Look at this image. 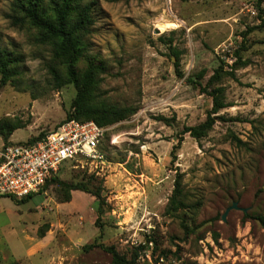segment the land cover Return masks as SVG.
<instances>
[{
  "label": "rangeland",
  "instance_id": "1",
  "mask_svg": "<svg viewBox=\"0 0 264 264\" xmlns=\"http://www.w3.org/2000/svg\"><path fill=\"white\" fill-rule=\"evenodd\" d=\"M84 1L97 11L75 71L102 66L94 104L123 118L104 126L103 160L65 162L53 177L83 180L88 191L87 179L97 182L96 242L128 259L136 252V264H264V0L262 14L256 0ZM20 2L0 0V47L18 60L0 83V123L20 127L14 143L65 120L76 94ZM216 87L226 106L211 129L199 139L183 133L205 120ZM176 172L186 207L168 216ZM63 196L50 182L30 199L0 197V264H112L103 249L84 248L99 235L96 199Z\"/></svg>",
  "mask_w": 264,
  "mask_h": 264
},
{
  "label": "trees",
  "instance_id": "2",
  "mask_svg": "<svg viewBox=\"0 0 264 264\" xmlns=\"http://www.w3.org/2000/svg\"><path fill=\"white\" fill-rule=\"evenodd\" d=\"M263 0H256V7L260 14L263 10L260 8ZM47 6L42 5V0H21L16 7L23 14V17L28 20L31 27H33L38 35L35 40L38 44L47 45L51 49L52 56L55 60L63 62L66 69V74L71 83H73L76 94L70 105V112L66 114L65 120L74 119L77 121H93L100 127H104L112 121H117L123 118L122 115L115 116L116 112L113 107H105L94 104L95 92L98 90V84L100 82L99 75L104 71L103 67L96 65L92 62L88 64L82 74H77L75 71V64L82 56L84 50L83 36L88 34L90 28L94 22L95 12L97 11V3L95 1L85 2L84 0H49ZM48 11V12H47ZM47 13V14H46ZM13 20L20 21L16 16L11 17ZM264 22V20H263ZM175 58V67L178 66L179 54L172 52ZM18 60L14 54L3 50L0 47V83L5 84L7 79L11 77L13 73L10 65L16 63ZM221 66L215 70L214 74L209 78L208 82L214 81L221 72ZM55 80H59V76L55 71L51 70ZM203 76L202 73L198 75V78ZM195 83V82H191ZM198 85V84H197ZM205 92L206 89L202 88ZM222 88L216 87L211 89L207 94L212 99V107L208 112L205 120L195 126L184 128L183 133H188L191 137L199 139L211 129L214 123V114L220 109H223L226 104L222 102L221 98ZM19 126L9 124L7 122L0 123V136L5 143H9L8 138ZM46 134V133H45ZM45 134H40L34 138L27 140V143H32L42 138ZM237 142L240 140L235 138ZM178 148V144L172 147L171 155L174 157L175 150ZM92 179H87L88 183L92 184L91 191H88L85 186L80 182L65 183L60 181L56 177H51L45 184L44 190L50 184L55 183L62 188L64 196L63 201H70V192L81 191L90 194L96 199V213L97 218L94 222L95 227L99 229V235L93 240L91 244L85 245V249L99 247L108 252L111 256L112 264H136L137 253L134 252L130 258H125L118 255L113 247H104L96 242V239L101 235V228L99 226V216L102 214L104 200L100 198L97 190V182ZM86 183V182H85ZM28 197L20 201L30 199ZM16 201L13 198H10ZM185 202L183 200V193L181 188V174L176 172L174 176L173 189L168 199L167 205L164 210V214L171 216L179 210L184 209ZM264 228V220L257 218ZM42 237V234H39Z\"/></svg>",
  "mask_w": 264,
  "mask_h": 264
},
{
  "label": "built area",
  "instance_id": "3",
  "mask_svg": "<svg viewBox=\"0 0 264 264\" xmlns=\"http://www.w3.org/2000/svg\"><path fill=\"white\" fill-rule=\"evenodd\" d=\"M105 129L93 121L63 120L35 142L0 147V197L22 200L44 192L62 164L103 160L99 144Z\"/></svg>",
  "mask_w": 264,
  "mask_h": 264
},
{
  "label": "water",
  "instance_id": "4",
  "mask_svg": "<svg viewBox=\"0 0 264 264\" xmlns=\"http://www.w3.org/2000/svg\"><path fill=\"white\" fill-rule=\"evenodd\" d=\"M236 208V205L233 203L229 208H227L226 209V211L222 214V220H224L225 219V216H226V214H227V212L229 211V210H231V209H235Z\"/></svg>",
  "mask_w": 264,
  "mask_h": 264
}]
</instances>
